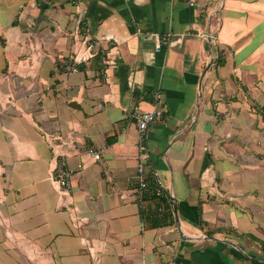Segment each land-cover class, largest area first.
Wrapping results in <instances>:
<instances>
[{
  "label": "crops",
  "instance_id": "obj_1",
  "mask_svg": "<svg viewBox=\"0 0 264 264\" xmlns=\"http://www.w3.org/2000/svg\"><path fill=\"white\" fill-rule=\"evenodd\" d=\"M0 264H264V0H0Z\"/></svg>",
  "mask_w": 264,
  "mask_h": 264
},
{
  "label": "built area",
  "instance_id": "obj_2",
  "mask_svg": "<svg viewBox=\"0 0 264 264\" xmlns=\"http://www.w3.org/2000/svg\"><path fill=\"white\" fill-rule=\"evenodd\" d=\"M194 5L195 2H190ZM146 39L152 40L155 43L156 50H161L163 46L167 45L170 40V34L164 35L157 32H147L145 34ZM111 44V43H110ZM94 51L100 55V58L104 64L108 65L109 60L107 59L108 49L105 47V41L100 38H95L86 44L83 52L79 53L74 57H69L65 60V65L62 70V75L67 77L70 73L78 71L80 69V64L83 62H88L90 56L93 55ZM104 74L106 69L102 70ZM160 94L156 95L159 98ZM162 115L160 109H152L146 111H140L135 113L136 117V127L138 131V154H137V166H138V183H139V196L142 198L143 192L148 188V176L146 172V166L150 160V151L146 146V134L149 126L159 119ZM104 148L98 147L89 150L90 155L94 159H101ZM73 176V170L68 166L67 158L62 156L57 164L56 170L51 176L52 180L58 183L59 187L64 191H69L72 183L71 179ZM158 186L157 191L160 193L162 191V183L159 178L155 179ZM162 209V208H161Z\"/></svg>",
  "mask_w": 264,
  "mask_h": 264
},
{
  "label": "trees",
  "instance_id": "obj_3",
  "mask_svg": "<svg viewBox=\"0 0 264 264\" xmlns=\"http://www.w3.org/2000/svg\"><path fill=\"white\" fill-rule=\"evenodd\" d=\"M221 56V54H220ZM221 60V59H219ZM148 188L143 192L142 198H141V205H142V209L144 210L148 204H145L146 200H151L154 201V206L153 208L155 209V211L158 213V211L160 212L161 207L164 208V210H169V213H163V216H167L172 223H174V217H173V212L171 210V203H170V199H169V195L168 193H166L165 190H163L159 193L157 191V182L155 180L154 177H148ZM149 198V199H147ZM167 207V208H166Z\"/></svg>",
  "mask_w": 264,
  "mask_h": 264
},
{
  "label": "water",
  "instance_id": "obj_4",
  "mask_svg": "<svg viewBox=\"0 0 264 264\" xmlns=\"http://www.w3.org/2000/svg\"><path fill=\"white\" fill-rule=\"evenodd\" d=\"M171 205H172V207H173V210H174L175 213H176L175 202H174V199H173V198H171ZM177 224H178V229L180 230V233H181V235H182L181 229H180V227H179V221H178V220H177Z\"/></svg>",
  "mask_w": 264,
  "mask_h": 264
}]
</instances>
